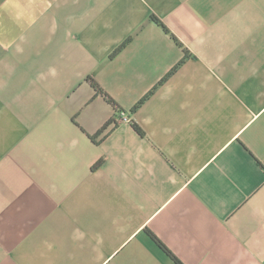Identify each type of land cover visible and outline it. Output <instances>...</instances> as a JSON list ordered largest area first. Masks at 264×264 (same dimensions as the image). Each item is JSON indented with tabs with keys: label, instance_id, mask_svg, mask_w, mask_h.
Listing matches in <instances>:
<instances>
[{
	"label": "crops",
	"instance_id": "1",
	"mask_svg": "<svg viewBox=\"0 0 264 264\" xmlns=\"http://www.w3.org/2000/svg\"><path fill=\"white\" fill-rule=\"evenodd\" d=\"M150 233L264 264V0H0V264H176Z\"/></svg>",
	"mask_w": 264,
	"mask_h": 264
},
{
	"label": "trees",
	"instance_id": "2",
	"mask_svg": "<svg viewBox=\"0 0 264 264\" xmlns=\"http://www.w3.org/2000/svg\"><path fill=\"white\" fill-rule=\"evenodd\" d=\"M154 20L157 23L161 24L157 18H154ZM162 27L168 32L166 27H164L163 25H162ZM95 88L99 92L102 91L101 88L97 84H95ZM137 129L139 132H141V130L138 127H137ZM150 235L155 240V242L175 261L176 264H182L181 261L153 233H150Z\"/></svg>",
	"mask_w": 264,
	"mask_h": 264
},
{
	"label": "built area",
	"instance_id": "3",
	"mask_svg": "<svg viewBox=\"0 0 264 264\" xmlns=\"http://www.w3.org/2000/svg\"><path fill=\"white\" fill-rule=\"evenodd\" d=\"M119 114H120V120L122 122H126V123H131L132 122V118L128 114H126V113H124L122 111H119Z\"/></svg>",
	"mask_w": 264,
	"mask_h": 264
}]
</instances>
